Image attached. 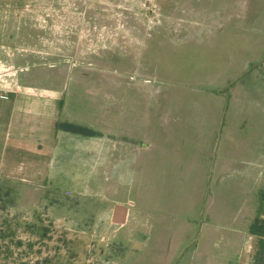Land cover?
Masks as SVG:
<instances>
[{
	"label": "crops",
	"instance_id": "0c3cea01",
	"mask_svg": "<svg viewBox=\"0 0 264 264\" xmlns=\"http://www.w3.org/2000/svg\"><path fill=\"white\" fill-rule=\"evenodd\" d=\"M188 2L185 44L148 87L45 59L44 37L18 43L17 23L4 34L0 21L11 70L0 185L88 201L82 223L65 214L58 227L89 234L71 243L85 263L264 264V236L251 231L264 220V0Z\"/></svg>",
	"mask_w": 264,
	"mask_h": 264
},
{
	"label": "rangeland",
	"instance_id": "374dc122",
	"mask_svg": "<svg viewBox=\"0 0 264 264\" xmlns=\"http://www.w3.org/2000/svg\"><path fill=\"white\" fill-rule=\"evenodd\" d=\"M187 7L188 0H0V21L4 34L11 29L9 22L17 23L18 43L24 38L32 43L33 34L44 37L45 59L85 64L95 71L103 67L114 81H139L148 87L158 83L157 68L170 66L174 45L185 44L192 25L184 20ZM129 34L145 36L139 43ZM7 69L0 57L3 86L10 81ZM12 190V185H0V264H88V250L73 249L71 243L75 238L86 242L89 234L58 228L65 214V222L82 223L88 201L12 196Z\"/></svg>",
	"mask_w": 264,
	"mask_h": 264
},
{
	"label": "trees",
	"instance_id": "16d2710c",
	"mask_svg": "<svg viewBox=\"0 0 264 264\" xmlns=\"http://www.w3.org/2000/svg\"><path fill=\"white\" fill-rule=\"evenodd\" d=\"M57 128L71 131V132H79V133H84V134L89 133V130L75 126L70 123H57ZM251 231L253 233H257L259 235L264 236V220H257L255 224H253V226L251 227Z\"/></svg>",
	"mask_w": 264,
	"mask_h": 264
},
{
	"label": "water",
	"instance_id": "95a60500",
	"mask_svg": "<svg viewBox=\"0 0 264 264\" xmlns=\"http://www.w3.org/2000/svg\"><path fill=\"white\" fill-rule=\"evenodd\" d=\"M119 208H121V207H119V206H117L116 208H115V212L119 209ZM114 212V213H115ZM116 223H121L122 222V219L121 220H114Z\"/></svg>",
	"mask_w": 264,
	"mask_h": 264
}]
</instances>
